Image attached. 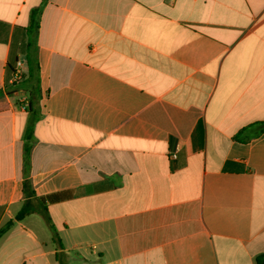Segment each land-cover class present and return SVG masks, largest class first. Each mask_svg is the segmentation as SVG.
<instances>
[{
  "label": "crops",
  "instance_id": "1",
  "mask_svg": "<svg viewBox=\"0 0 264 264\" xmlns=\"http://www.w3.org/2000/svg\"><path fill=\"white\" fill-rule=\"evenodd\" d=\"M31 54L36 212L0 264H57L43 207L67 264H257L264 132L235 136L264 123V0H0V229L26 200Z\"/></svg>",
  "mask_w": 264,
  "mask_h": 264
},
{
  "label": "trees",
  "instance_id": "2",
  "mask_svg": "<svg viewBox=\"0 0 264 264\" xmlns=\"http://www.w3.org/2000/svg\"><path fill=\"white\" fill-rule=\"evenodd\" d=\"M39 15V9H35L31 13V27L38 29V25H36V18ZM30 46V44H29ZM27 74L23 75V78L20 82L14 83L15 88L18 90H23L25 93L29 94V101L27 108L32 113V121L29 125L26 135H25V148H24V162H25V180H24V194H25V203L21 210L15 216V220H10L0 229V237H2L7 231L14 225L15 221L23 220L27 215L35 213V207L33 205L32 199L35 197V193L32 189V184L29 180V170H30V153L32 148V135H33V123L38 119V113L40 108V76H39V64L36 55L31 54L27 59ZM256 127L257 131L254 135L248 136L247 132ZM264 132V123H260L257 125H253L247 128H244L241 132H239L236 136V140H240L243 142H248L252 137L258 136ZM38 203L42 205L44 201L43 198H36ZM41 215L43 216L49 230L51 231L52 242L56 246V262L57 264H67V254L63 251L64 246L62 244L61 238L57 232L55 225L53 224L51 218L48 215L47 209L42 208ZM257 264H264V255L257 258Z\"/></svg>",
  "mask_w": 264,
  "mask_h": 264
},
{
  "label": "built area",
  "instance_id": "3",
  "mask_svg": "<svg viewBox=\"0 0 264 264\" xmlns=\"http://www.w3.org/2000/svg\"><path fill=\"white\" fill-rule=\"evenodd\" d=\"M24 64L22 61H17L13 68V82H20L24 75ZM175 156V155H174Z\"/></svg>",
  "mask_w": 264,
  "mask_h": 264
}]
</instances>
